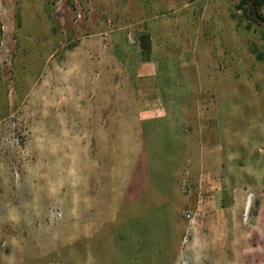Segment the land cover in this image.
Wrapping results in <instances>:
<instances>
[{
	"label": "rangeland",
	"instance_id": "rangeland-1",
	"mask_svg": "<svg viewBox=\"0 0 264 264\" xmlns=\"http://www.w3.org/2000/svg\"><path fill=\"white\" fill-rule=\"evenodd\" d=\"M239 3L0 0V264H154L167 242L173 264H264V40ZM141 93L168 117L140 120ZM157 164L196 184L170 233Z\"/></svg>",
	"mask_w": 264,
	"mask_h": 264
},
{
	"label": "crops",
	"instance_id": "crops-1",
	"mask_svg": "<svg viewBox=\"0 0 264 264\" xmlns=\"http://www.w3.org/2000/svg\"><path fill=\"white\" fill-rule=\"evenodd\" d=\"M174 1L173 0H164V2L168 5L169 9L172 7L173 8L175 7ZM147 30H148L147 36H149L148 38H149L150 46H149L148 50H146V51L149 55H151V59H152V57L157 55V52L159 51L160 46L157 45V43L155 42V39L153 38V35L151 34L152 32H150V30L148 28H147ZM141 48H142V45L138 47V49L141 50L140 54L141 53L144 54V49L143 48L141 49ZM150 60L145 61L143 59V61L141 62V66L140 67L136 66V72L138 73L137 74L138 78L143 77L141 74L142 72L146 73L147 75H149V74L154 75V71L152 69L148 70V69H150L148 66V64H150ZM139 70H141V72H139ZM140 95H142L139 97V100H138V103L140 102V104H139L140 105V109H139L140 120H142V121H153L154 119L158 120V119H165L168 117L169 112L167 110V107L164 105V102L159 97L158 98L151 97L150 99H146L145 98L146 96L143 97V93H141ZM169 170H167V171L169 172ZM154 171L156 173H153V175H152L154 177L153 181H151V177L149 179L150 193H153V195H156L157 191L163 193L165 196V201L161 203L159 200L158 202L154 203V205H156V206L152 205V209H149V211L153 210V212H151L149 214V211H148L147 213L149 214V216H153V217L156 216V217L168 218L169 222L167 223V226H165V223H164V226L162 227V229L163 230L165 229L166 231H168L170 233L173 231V225H171V226L169 225V223L172 222V219L175 217H180V216L184 218V216H183L184 212H185V210H187L185 207V200H189L192 202L194 193L192 192L191 188L187 189L186 187H188V186H191V187L194 186L195 187L196 184L193 185L191 183L189 178H187V176H190V173L185 172V173H183L182 176H179L176 178L172 177L171 179H167L168 180L167 184H164V186H163L161 177L156 178L155 175L158 174L159 176L163 177L162 173L165 174L166 171L161 170L159 168L158 164L155 165ZM170 171H172V170H170ZM201 173H202V171H201ZM172 175H170V176H172ZM201 176L203 177V175H201ZM200 182H201V180L199 179L198 183L200 184ZM177 183H178V185L173 186V184H177ZM173 193H180L182 195L183 198H182L181 203L178 201H174ZM168 202L170 203L169 206L165 210H163L162 207L166 206L168 204ZM193 204L194 203L192 202V205ZM167 221L168 220L166 219L165 222H167ZM160 226L161 225H159V227ZM165 244H166V248H165L166 250H163L162 252H158V253H155L152 251L149 252V257H150L149 260L152 263L159 264V260H162V261L166 260L167 264H173L171 258L169 257L170 253L168 252V250L171 248L170 243L167 242Z\"/></svg>",
	"mask_w": 264,
	"mask_h": 264
},
{
	"label": "trees",
	"instance_id": "trees-1",
	"mask_svg": "<svg viewBox=\"0 0 264 264\" xmlns=\"http://www.w3.org/2000/svg\"><path fill=\"white\" fill-rule=\"evenodd\" d=\"M237 9L243 12V16L249 21V26L257 25L261 30L262 38L264 40V0H240L239 5H237ZM149 36L142 35L140 37L142 48L144 49V55L147 53L150 46ZM253 54L256 55L257 59L260 61H264V51L252 50ZM145 57V56H144ZM149 59V57H145V60Z\"/></svg>",
	"mask_w": 264,
	"mask_h": 264
}]
</instances>
